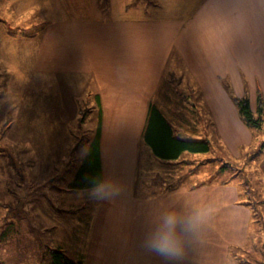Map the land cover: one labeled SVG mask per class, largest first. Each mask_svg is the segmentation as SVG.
<instances>
[{
  "label": "crops",
  "instance_id": "0c3cea01",
  "mask_svg": "<svg viewBox=\"0 0 264 264\" xmlns=\"http://www.w3.org/2000/svg\"><path fill=\"white\" fill-rule=\"evenodd\" d=\"M151 1H127L123 16L69 12L48 27L49 87L54 80L52 88H59L61 75L69 98L79 96L90 106L87 120L96 119V126L80 165L79 182L85 179V183L70 186L71 174L66 180V170L52 180L58 191L64 190L59 183L67 181V194L51 192L55 198L47 197L57 201L55 205L31 195L30 211L38 217L36 225L40 227L43 218L40 229L60 227L47 234L51 242L45 248L34 244L35 249L27 254L38 256L35 264L48 262L49 248L64 250L85 264H216L219 247L223 252L232 243L243 247L250 225L260 228L250 204L236 200L240 189L235 185V193L225 183L195 185L193 181L152 191L150 186L161 184L164 178L155 172L157 183L149 181L155 169L165 171L166 177L171 173L168 170L183 164L184 157L193 161L195 155L209 153L217 136L236 157L241 155L240 147L253 140L230 86L238 90L234 92L238 97L250 83V107L258 110L264 99V0H205L203 4L189 0L183 6L191 2L194 12L190 17L152 14L151 9L162 0ZM220 10L221 15H216ZM151 105L164 116L172 136L207 140L210 151L184 150L177 158L156 155L146 139ZM99 181L111 182L115 194L103 199L87 194ZM138 183L145 186L135 192ZM220 198L225 206L223 216L235 204L239 226L230 229L231 223L224 221L216 227ZM165 211L175 212L181 221L177 231L187 233L180 235L184 247L178 255H161L146 245ZM9 214L1 215L6 226H1L0 244L19 238L17 232L13 234L17 227L9 222ZM189 219L195 226L188 232L183 230V221ZM224 223L229 226L222 230ZM30 236L38 239L35 231ZM225 254L219 264L228 263Z\"/></svg>",
  "mask_w": 264,
  "mask_h": 264
},
{
  "label": "rangeland",
  "instance_id": "374dc122",
  "mask_svg": "<svg viewBox=\"0 0 264 264\" xmlns=\"http://www.w3.org/2000/svg\"><path fill=\"white\" fill-rule=\"evenodd\" d=\"M127 1L133 0H0V229L2 225L6 226L1 215L12 213L8 220L15 223L17 229L13 234L17 232L19 237L11 244H0V255L4 256L0 258V264L37 263L38 256L27 254L35 249L34 244L45 248L51 242L47 234L59 231L60 227L50 231L40 229L43 218L39 219L40 227L36 225L38 217L30 211L31 195L39 196L41 203L55 205L57 201L47 197L55 198L51 192L67 194V181L59 183L64 190L58 191L52 186L53 178L59 174L62 176V172L67 170L66 180L70 179L71 174L73 181L75 173L83 164L84 150L89 149L88 145L93 142H90L93 138L91 132L95 130L96 119L92 122L87 120L91 116L90 106L83 104L84 101L79 96L69 98V89L62 87L61 75L60 87L52 88L54 80L50 81L49 87L46 73L48 61L45 58L48 55V27L51 22L68 16L69 12L101 17L123 16ZM188 1L162 0L151 11L159 16L190 17L194 12L190 8L191 2L187 3V7L183 6ZM202 1L205 0H199V3L203 4ZM151 2L153 1L148 0L149 4ZM221 13L220 10L216 15ZM246 84L249 86L245 88V93L238 97H251L250 83ZM230 89L233 96H237L234 92H239L233 85ZM258 97L261 99V95ZM73 102L75 104H71ZM262 117V128H250L253 140L240 147L241 155L238 157L230 154L222 139L217 136L213 139L212 150L195 155L197 160L191 161L189 157H184L183 164L168 170L171 173H167L166 177L165 171L157 169L149 175L151 184L157 183L155 172L161 173V179L164 178L161 184L158 182L150 186L152 191L174 189L182 183L188 185V181H193L195 185L225 183L240 189L234 188L231 191L235 193L238 190L236 200L256 202L261 227L256 230V224L250 221L252 225L246 244L242 247L236 245L238 243H232L230 247L227 246L228 249L225 247L224 252L222 246L219 247L215 255L216 264L223 262L226 251L229 252L228 255L225 254L227 264H264V113ZM224 163H231L234 167L222 168ZM144 186V183H138L135 192ZM150 195L153 197L155 194ZM217 205L220 206L216 207V214L220 216L215 218L216 227L224 221L231 224L229 226L224 223L222 230L225 225L230 229L239 226L240 219L236 217L235 204L228 206L230 212L225 216L222 199ZM72 221L76 226L78 222L75 219ZM30 231H35L38 236L35 238L38 239H32ZM75 232L78 233L77 229ZM177 233L182 236L187 234ZM219 234L221 237L224 235L220 230ZM4 250H7V255Z\"/></svg>",
  "mask_w": 264,
  "mask_h": 264
},
{
  "label": "trees",
  "instance_id": "16d2710c",
  "mask_svg": "<svg viewBox=\"0 0 264 264\" xmlns=\"http://www.w3.org/2000/svg\"><path fill=\"white\" fill-rule=\"evenodd\" d=\"M233 99L238 107L240 115L244 120H246V123L250 127L261 129L263 122L262 116L264 113L262 101H259L257 107L258 110H256L254 113L250 107L249 97L235 96ZM150 116V128L147 131L146 139L156 155L166 158H177L181 151L184 150L200 153L210 151L211 146L207 140H189L172 136V132L170 131L169 125L166 122L164 116L154 105H151L150 107ZM96 140H98L97 137ZM91 146H95V144L93 143ZM221 167L231 168L234 167V165L231 163H224ZM81 169L83 170V167L78 169L79 171L75 173L73 181L69 183L70 186L78 188L80 186V182H84L85 179L79 182V174H81L82 171ZM249 204L252 206V210L254 212L253 215L256 216L254 217L255 221L260 224L261 220L258 218L259 215L258 210L256 209V202H249ZM48 250L49 251H47V253L49 259L45 264H85L83 259L71 258L64 250L59 248H49Z\"/></svg>",
  "mask_w": 264,
  "mask_h": 264
},
{
  "label": "clouds",
  "instance_id": "9594fccd",
  "mask_svg": "<svg viewBox=\"0 0 264 264\" xmlns=\"http://www.w3.org/2000/svg\"><path fill=\"white\" fill-rule=\"evenodd\" d=\"M96 198L103 199L115 194L114 185L109 181H99L90 193ZM181 221L173 211H165L159 218V225L156 231L148 237L146 245L161 255H178L182 251L183 241L177 233ZM194 222L189 219L183 221V230L191 231Z\"/></svg>",
  "mask_w": 264,
  "mask_h": 264
}]
</instances>
